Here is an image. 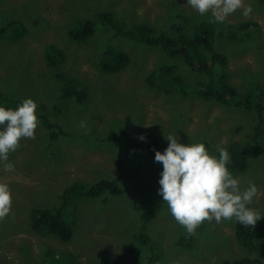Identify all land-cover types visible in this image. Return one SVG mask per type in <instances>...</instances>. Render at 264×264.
I'll use <instances>...</instances> for the list:
<instances>
[{
    "label": "rangeland",
    "instance_id": "obj_1",
    "mask_svg": "<svg viewBox=\"0 0 264 264\" xmlns=\"http://www.w3.org/2000/svg\"><path fill=\"white\" fill-rule=\"evenodd\" d=\"M64 1L0 0V27L7 20L16 19L22 20L28 30L23 42L16 45H12L8 36L0 35V87L10 84L20 101L31 98L37 105V116L41 114L55 121L68 133L64 136L59 132L51 139L49 131L39 123L34 138L21 139L19 147L9 153L8 160L14 170L4 172L0 166V182L7 183L11 192V210L0 220V264H32L29 261L35 259L38 263L41 252L49 248L68 252L79 264L103 263L127 250L138 253L137 238L148 245L147 235L150 244L164 251L161 264H264L255 256L264 259L263 254L247 253L237 244L234 218L222 219L220 223L214 219L201 222L193 247L179 248L177 242L184 227L175 221L167 204L157 194L162 165L154 162V156L146 149L150 141V145L154 143L162 152V143L167 146L164 137L171 134L183 144H209V148L205 147L211 155H218L217 148H225L229 154L243 151L252 147L250 132L256 125L255 117L242 110L205 103L193 95H181L178 90L167 93L166 82L150 89L151 84L146 83L150 74L161 64L177 61L159 58L155 48L110 39L111 33L102 26L89 42L76 47L67 36L60 38L55 28L73 15L76 19H92L98 12L111 11L125 18L128 24L145 23L167 33L172 25H184L187 31V24L182 21L189 20L188 16L194 22H210L211 14L199 15L186 0H97L98 3L70 0L67 4ZM243 2L252 9L247 17L237 9L224 23L210 22L215 33L221 28L227 29L229 35L233 27L247 21L256 23L262 32L261 39L246 42L247 47L242 44V53L236 43L226 39L215 47L225 54L227 81L240 94L264 82V10L256 7L264 0ZM40 27L38 32L42 38L34 43L33 32ZM45 44L55 45L69 61L73 59L72 65L64 66L63 73L70 70L85 90L92 89L81 106L73 99L58 100L60 90L55 85V76L48 71L42 51ZM107 44L130 57V63L116 78L101 75L95 67L94 56H100ZM191 72L187 67L177 70L184 79L183 86H194L197 81L201 85L210 83L206 76ZM81 121L83 128L79 127ZM121 132H128L140 141V146L130 153V160L135 161L139 172L135 178L119 184L122 194L106 193L95 199L75 196L72 201L74 235L67 243L31 229L28 212L55 209L60 196L73 183L93 186L102 180L116 179L122 146L129 143L127 137H120ZM141 135L148 141L140 140ZM231 174L239 181L241 189L246 188L249 181L256 185L257 194L246 207L264 214V160H249L243 174ZM149 210L151 220L142 228V214ZM260 221L264 222V216ZM29 253L33 258L28 257Z\"/></svg>",
    "mask_w": 264,
    "mask_h": 264
},
{
    "label": "trees",
    "instance_id": "obj_2",
    "mask_svg": "<svg viewBox=\"0 0 264 264\" xmlns=\"http://www.w3.org/2000/svg\"><path fill=\"white\" fill-rule=\"evenodd\" d=\"M70 0H65L67 4ZM97 0H92V3ZM98 3V2H97ZM99 6V4H98ZM258 8L264 10V3L257 4ZM71 10V9H69ZM75 12V10H73ZM106 11V10H105ZM189 20L184 19L182 22L187 24V31L184 25H172L168 27V32L163 33L157 31L153 26L145 23L128 24L125 18H119L111 11L98 12L92 19L82 18L76 19L73 15L69 21H64L56 29L60 38L67 36L72 44L81 47L89 42L101 28L111 33L110 39H118L141 45L148 48H155L159 58L175 59L170 64H161L158 70L152 72L147 78L146 83L149 82L150 89L157 88L158 83L166 82L165 85L169 87L170 91H179L181 95H193L205 103H215L224 108H233L234 110H242L247 115L255 117L256 125L251 129L250 142L252 147L243 151H232L230 155V162L226 165L231 173L243 174L247 168L249 160L255 161L262 158L264 160V82L254 85L247 93L240 94L237 89L228 83L229 76L226 74L227 58L224 53H220L215 47L222 45L224 39L232 43H236L240 52L244 51L246 42L254 41V38L261 39V31L259 26L251 21L243 22L232 28L231 33L227 34V29L215 30L208 21L194 22L191 17ZM76 19V20H75ZM216 24V23H214ZM43 24L42 27H44ZM71 26V27H70ZM36 28L33 33L35 42L39 43L42 35L38 31L42 28ZM65 28L67 31H65ZM28 30L22 20L6 21L3 27H0V35L8 36L12 45H16L27 35ZM37 35V36H36ZM40 36V37H39ZM28 37V36H27ZM225 37V38H223ZM243 44V45H242ZM247 47V45H246ZM44 51V59L48 71L54 77L55 85L58 86L59 101L75 100L78 106L85 103L89 91L84 89L83 84L73 77L69 70L66 74L63 73L64 66L72 65L74 60L69 61L65 53L55 45L45 44L42 47ZM95 67L103 76L112 75L113 78L121 73L130 63V57L121 52L117 47L111 45L104 46L101 55L94 56ZM180 67H187L193 71L195 75H204L210 79L209 84L201 85L196 82L194 86H183V77L177 73ZM191 72V73H193ZM193 73V74H194ZM64 78H63V77ZM57 78L64 81L58 82ZM90 84V83H88ZM10 87V84H8ZM0 87V105L15 108L21 101L16 99L11 87ZM191 93V94H190ZM56 112L58 108H55ZM40 125L49 131L50 138L54 139L60 132L64 136V129L50 121L49 118L37 116ZM53 118V117H52ZM59 129V130H57ZM127 136L126 132H123ZM209 148L210 145L204 143ZM140 146L139 142H131L122 146L123 150L120 152L121 156L118 158L116 165V179H106L97 182L95 185H87L75 182L66 188L64 194L59 198V206L55 209H31L29 214V226L37 233L56 237L60 242L67 243L71 241L74 235V204L72 201L75 196L95 199L101 197L103 194L121 195L122 191L119 184L131 178H135L138 172L135 161L130 160V153L133 149ZM149 153L154 156V150H158L156 145L147 146ZM134 162V163H133ZM127 166H130L127 168ZM79 194V195H78ZM140 209V208H137ZM152 212L144 211L142 214V226L151 220ZM70 220V223L67 222ZM146 226H142L145 228ZM234 227L235 239L237 244L247 253L260 252L264 255V222L257 221L254 227H245L236 222ZM199 231V225L192 234L185 231L178 239L177 246L182 249H191L194 245V236ZM148 236V235H147ZM145 237L148 245L144 241L138 240V248L140 251L134 253L132 250H127L125 254L107 262H90L92 264H161L164 256L163 249L158 245H152ZM256 258L264 261L263 258L256 255ZM28 257L33 258V254L29 253ZM46 258L48 260H46ZM32 264H79L75 257L68 252L49 248L43 250L40 254L38 263L35 260L29 261ZM264 263V262H261Z\"/></svg>",
    "mask_w": 264,
    "mask_h": 264
},
{
    "label": "clouds",
    "instance_id": "obj_3",
    "mask_svg": "<svg viewBox=\"0 0 264 264\" xmlns=\"http://www.w3.org/2000/svg\"><path fill=\"white\" fill-rule=\"evenodd\" d=\"M199 15L211 14L210 22L224 23L237 9L247 17L252 9L243 0H186ZM37 105L25 98L15 108L0 105V166L4 172L14 170L8 160L9 153L19 147L21 139L34 138L39 124ZM79 127L83 128V121ZM164 150H154V162L162 165L159 173L157 194L167 204L175 221L192 234L205 220L235 219L245 227H254L264 214L250 204L257 194L254 183L241 189L226 165L230 162L229 151L217 148L218 155H211L203 143L179 142L177 136L164 137ZM144 140V136L139 137ZM11 210V192L7 183L0 182V220Z\"/></svg>",
    "mask_w": 264,
    "mask_h": 264
},
{
    "label": "bare ground",
    "instance_id": "obj_4",
    "mask_svg": "<svg viewBox=\"0 0 264 264\" xmlns=\"http://www.w3.org/2000/svg\"><path fill=\"white\" fill-rule=\"evenodd\" d=\"M36 36H37V35H36ZM39 37H40V36H39ZM126 133H127V136H125V135L123 134V132H121L120 137H127V138L129 139V143L136 141V142H139V144H140V141L136 140V139H135L134 137H132L128 132H126ZM118 137H119V136H118ZM144 141H148V138H147V139H144ZM129 143H128V144H129ZM147 146H150V141L147 142ZM165 147H166V145L162 143L160 149L163 151ZM145 148H146V147H145ZM135 149H137V148H135ZM146 149H147V148H146ZM133 150H134V149H133ZM147 150H148V149H147ZM148 152H149V151H148ZM138 172H139V170H138ZM138 172H137V173H138ZM83 185H84V184H83Z\"/></svg>",
    "mask_w": 264,
    "mask_h": 264
}]
</instances>
